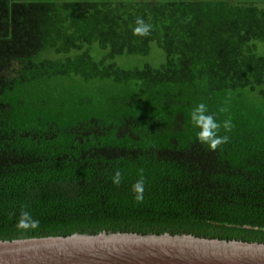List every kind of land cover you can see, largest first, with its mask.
Here are the masks:
<instances>
[{
    "label": "trees",
    "instance_id": "obj_1",
    "mask_svg": "<svg viewBox=\"0 0 264 264\" xmlns=\"http://www.w3.org/2000/svg\"><path fill=\"white\" fill-rule=\"evenodd\" d=\"M138 17L149 35L132 34ZM154 42L158 65L117 62ZM259 42L264 0H0V241L122 231L264 243ZM198 103L231 119L215 151L196 141ZM21 210L38 228L15 227Z\"/></svg>",
    "mask_w": 264,
    "mask_h": 264
},
{
    "label": "water",
    "instance_id": "obj_2",
    "mask_svg": "<svg viewBox=\"0 0 264 264\" xmlns=\"http://www.w3.org/2000/svg\"><path fill=\"white\" fill-rule=\"evenodd\" d=\"M0 264H264V243L101 231L0 241Z\"/></svg>",
    "mask_w": 264,
    "mask_h": 264
},
{
    "label": "clouds",
    "instance_id": "obj_3",
    "mask_svg": "<svg viewBox=\"0 0 264 264\" xmlns=\"http://www.w3.org/2000/svg\"><path fill=\"white\" fill-rule=\"evenodd\" d=\"M136 26L132 29L134 36H147L150 34L151 25L146 24L143 19L137 18L135 21ZM190 121L192 126L197 129L196 141L210 151H215L218 147L227 142V135H220L221 128L225 133L229 132L232 128L231 119H225L222 122H218L206 104L198 103L191 110ZM121 173L116 170L112 182L116 185L120 184ZM144 186L145 180L141 176L133 185L132 192L134 193V200L141 202L144 199ZM39 221L34 219L30 212L21 210L19 218L16 221L15 227L19 230L27 231L38 228Z\"/></svg>",
    "mask_w": 264,
    "mask_h": 264
},
{
    "label": "rangeland",
    "instance_id": "obj_4",
    "mask_svg": "<svg viewBox=\"0 0 264 264\" xmlns=\"http://www.w3.org/2000/svg\"><path fill=\"white\" fill-rule=\"evenodd\" d=\"M258 52L260 54H264V43L259 42V44H258ZM162 55H164L163 51L157 46V43L154 42V43H152L151 55L146 56V57L144 56V57H141V58L119 57L117 59V62L120 65L125 66V67H133V66H136V65L141 66V65H143L146 62H149V63H151L153 65H158L163 59Z\"/></svg>",
    "mask_w": 264,
    "mask_h": 264
}]
</instances>
